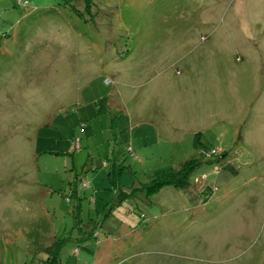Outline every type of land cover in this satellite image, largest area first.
I'll list each match as a JSON object with an SVG mask.
<instances>
[{
	"label": "rangeland",
	"instance_id": "1",
	"mask_svg": "<svg viewBox=\"0 0 264 264\" xmlns=\"http://www.w3.org/2000/svg\"><path fill=\"white\" fill-rule=\"evenodd\" d=\"M86 1L0 0V264H46L56 238L60 264H98L103 241L131 249L144 231L165 264H264V127L246 126L264 97V0ZM196 131L212 160L187 189L116 204L196 154Z\"/></svg>",
	"mask_w": 264,
	"mask_h": 264
},
{
	"label": "crops",
	"instance_id": "2",
	"mask_svg": "<svg viewBox=\"0 0 264 264\" xmlns=\"http://www.w3.org/2000/svg\"><path fill=\"white\" fill-rule=\"evenodd\" d=\"M115 55H118V54L115 52ZM116 58H117V56H116ZM256 69L258 70V68H256ZM254 82H256V81H254ZM235 83H236V81H211V84L209 85L210 93L216 96L217 93H218L219 86H221V89H220V93L221 94L219 95V97L224 95V94H222L223 91H226V93H230L231 92L232 94H234V97H230L229 96L230 100L228 101V103L230 104V102L232 101L233 106L234 107H236V106L238 107V106H240V104H242V102H244V99H242L241 95L236 94V92H235V89H236ZM263 91H264V89L262 87L261 94L263 93ZM261 94H260V96H261ZM211 100H212V98H211ZM217 101H219V100L212 101L213 102L212 108H215ZM110 102H111V100L109 101V104H110ZM244 103H246V101ZM229 104H228V106H229ZM251 112H252V119H249L247 121V123H246L247 125L246 126H248V128L250 126H256L258 128L264 127V97H262L261 101L258 103V107L255 106L254 107V111H251ZM82 181H84V180H82ZM197 182H198V180L195 182V184H197ZM204 184H205V177H203L201 186L203 187ZM207 185H210V184H207ZM212 193L213 192L211 191L210 194H212ZM127 199H129V198H125L124 200H122L120 202V204L123 201L127 200ZM128 204L129 205H125L124 207H121V208L120 207H114L112 212H116V214H121L120 211H123V210L124 211L126 210V212H127L128 210H130L129 206H130L131 203H128ZM143 216L146 218V215H143ZM151 218L152 217L150 216L149 219L152 220ZM130 221H132V220H130ZM141 222L142 221L139 219L136 223H134V228L136 227V225L138 223H141ZM132 224H133V222H132ZM159 230H165V229L164 228H160ZM85 231H87L88 234H90V230L87 229V230H84L83 232H85ZM143 233L139 236V239L130 238V242H129L130 244H133L134 242H136V244L134 243V246L131 249L123 248V245H125V244L121 243L122 244L121 245L120 244L121 241L118 244L116 242L115 243H111L113 245H116V247L115 246L111 247L112 245L109 244L110 242L106 243V242L103 241L104 248L101 249L100 251H97L95 253V255L99 254V256H98V264H99V262L100 263L104 262V264H105L107 262V259L109 257H112V256H115V258H113L111 261H109L106 264H133L132 263L133 260L136 261V264H146L147 262H149L150 264L151 263L153 264L154 262H157V264H165L164 260H161V257H163V255L166 253V250H164L163 247H158V246L161 243H164V242L168 243L169 242L168 233H165V234L161 233L162 237H160L159 235H156L158 238H156L155 240L150 241L151 242L150 245H154V247H158L157 249H153V248L151 249V252H152L151 255L144 254L145 250L142 248V246H143L142 245V241L145 239L146 235H143ZM81 237H83V239H84V238H87L88 236L83 235ZM165 237H167L168 239L165 238ZM73 248H75V247H73ZM75 250H77V249H75ZM127 250H130V252L127 251ZM128 253H130V254H128ZM167 253H169V250H167ZM156 257L158 258V260L154 261V259Z\"/></svg>",
	"mask_w": 264,
	"mask_h": 264
},
{
	"label": "trees",
	"instance_id": "3",
	"mask_svg": "<svg viewBox=\"0 0 264 264\" xmlns=\"http://www.w3.org/2000/svg\"><path fill=\"white\" fill-rule=\"evenodd\" d=\"M90 1H86V7L89 6ZM88 8V7H87ZM193 141L195 146L197 147V152L196 154L190 156L186 160L182 161L180 163V166L175 168V167H168L165 169H162L158 171L155 176L147 183L142 184L140 187H131L129 191L121 190L119 193V198L116 201V204H119L122 200L125 198H132L134 196V192L136 191L135 189H140L141 191L144 192L146 196L151 195L152 193L156 192L159 190L161 187L165 185H173L175 187H180L183 189H187L191 185V180H190V175L195 170L197 166L202 162V158L206 161H211L212 159H209V156H206L207 147L203 143L201 139V131H196L193 136ZM114 172V165L110 167L109 169V177H112V174ZM207 188H203L202 192L209 193L212 191V186L211 185H206ZM135 190V191H134ZM204 200V198H203ZM139 224V223H138ZM137 224V225H138ZM136 225V226H137ZM94 234V231H90V234L86 236H91ZM77 239L83 240V237H76ZM62 239V237H61ZM77 241V240H76ZM61 241H59L58 238L53 240L50 244L45 246V251L47 252V257L45 259L46 264H60V256H59V247H60ZM76 245H82L81 244H75L74 247H77ZM97 257V254H96ZM115 256L109 257L107 259L108 263L111 261ZM105 263V264H106ZM99 264H104V262L99 263Z\"/></svg>",
	"mask_w": 264,
	"mask_h": 264
},
{
	"label": "water",
	"instance_id": "4",
	"mask_svg": "<svg viewBox=\"0 0 264 264\" xmlns=\"http://www.w3.org/2000/svg\"><path fill=\"white\" fill-rule=\"evenodd\" d=\"M200 179L202 180L203 179V176H201Z\"/></svg>",
	"mask_w": 264,
	"mask_h": 264
}]
</instances>
